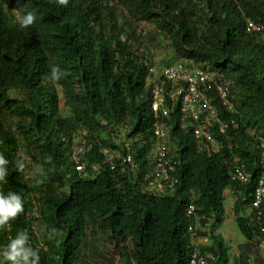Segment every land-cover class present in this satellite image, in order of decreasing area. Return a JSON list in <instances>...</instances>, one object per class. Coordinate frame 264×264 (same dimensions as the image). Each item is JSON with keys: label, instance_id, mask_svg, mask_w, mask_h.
<instances>
[{"label": "trees", "instance_id": "obj_1", "mask_svg": "<svg viewBox=\"0 0 264 264\" xmlns=\"http://www.w3.org/2000/svg\"><path fill=\"white\" fill-rule=\"evenodd\" d=\"M117 1L68 0L63 6L57 0H0V153L9 161L0 191L19 194L24 206L10 229L0 228V250L27 230L39 264H81L95 225L120 252L122 264H190L195 247L186 210L193 202V222L201 237L212 240L203 252L215 255L217 264H231L229 244L218 229L233 187L228 168L235 161L253 175L237 196V223L248 241L264 242L252 215L242 214L260 173L256 137L264 136V31L249 33L246 23L264 25V0ZM28 12L35 22L21 28L17 15ZM131 19L153 24L169 39L167 64L194 63L234 82L236 111L217 104L237 126L216 135L218 152L195 138L193 126L174 107L167 123L178 181L165 193L145 180L155 156L149 85L154 64L132 37ZM53 67L58 81L51 79ZM124 127L125 141L112 138ZM78 133L91 145L89 168L100 166L88 177L70 160ZM128 142L134 164L118 157L111 169L106 152L123 154ZM239 263L245 264L243 258ZM0 264L11 262L0 256Z\"/></svg>", "mask_w": 264, "mask_h": 264}, {"label": "clouds", "instance_id": "obj_2", "mask_svg": "<svg viewBox=\"0 0 264 264\" xmlns=\"http://www.w3.org/2000/svg\"><path fill=\"white\" fill-rule=\"evenodd\" d=\"M57 2L60 5L67 6L68 0H57ZM17 22L19 23L21 28H27L30 25H33L35 22V15L32 12H28L26 15L20 16L17 15ZM253 22L259 26L262 27L261 30H249V24ZM246 30L249 33L259 32L262 33L264 31V25L261 23H258L254 20H248L246 23ZM155 65V64H154ZM152 66L150 73V82L149 85L152 88V102L151 107L152 111L154 113L155 121H154V166H152L145 175V180L148 184V187L151 189H155L157 191H160L161 193H165V191L171 186L169 183L164 184L163 188H159L161 181H156L155 185L150 184V180L148 179V175L153 174L156 171V162L158 157V151L157 147L159 144H164L167 146L169 150V157L170 160L173 162L175 167L177 166V162H175L173 157V146L171 145L170 141V126L168 125L167 121L170 119L171 114L173 112V109L175 106H179L180 114L183 121H187L188 124L193 126V134L195 135V138L199 141L203 140L205 147H208V145H211L217 141L216 135H225L227 134L229 128L231 126L236 127L237 122L236 119L226 120L221 114L220 108L218 107L217 102L221 105L224 110H226L228 113H234L236 111L234 96L232 94V87L234 85L233 80L226 77L222 73L211 71L210 68H204L202 66L195 65L194 63H187V62H174L171 64H168L166 66H162L160 70L156 68V66ZM182 66L185 70L188 71V73L191 75L193 79V84H195V91H198L201 95L202 99H207L209 104L214 107L215 113L211 110H198L197 113L193 114L191 112H185L184 111V97L185 94L188 92V96H190L193 91L192 86L190 87V82L188 80H179L177 82L168 81L165 78L164 72L168 68L172 67H178ZM58 67L52 68L51 73V79L53 81H58L61 76L57 74ZM67 73H64L63 75H66ZM162 89L163 93L160 94L158 97V100L162 99L164 101L163 107L161 108L159 112L154 110V104L157 102L156 97V89ZM183 89L184 91L182 94L174 97L173 94L175 92H179V90ZM225 93V96H224ZM229 101L233 108L230 109L227 105H225V102ZM168 110L169 114L164 115L163 110ZM216 113L218 115V118L222 120V122L227 123L228 127L225 132H222L221 123H219L216 118ZM231 121H235V124H232ZM157 125H159L164 132V137L162 139H159L157 135ZM200 129L202 131V136L198 137L196 135V130ZM207 134H210L212 136V140H208ZM259 137L264 136H257V145L259 149ZM125 141V140H124ZM217 143V142H216ZM209 149V148H207ZM210 150V149H209ZM220 148L215 150L218 152ZM91 151V145L89 144V139L85 136V134H81L79 136H75L73 139V142L70 146L69 155L70 160L72 162L73 168L75 171L81 176V177H88L90 172H100V166L95 164L91 168H89L88 163V154ZM260 151V149H259ZM153 154V155H154ZM118 157L121 158V160L126 164H134L135 160V153L133 150V146L130 144V142L126 143L124 146V153L119 152H106L105 154V163H107L108 166L111 167V169H116V160ZM9 163V161L4 157L2 153H0V182L7 183L6 176H7V168L6 165ZM260 163V160H259ZM244 165L248 173L252 175V173L249 171L247 165L240 161H235L232 163L228 168V175L231 179L230 170L231 168L236 165ZM82 166V169H79V167ZM17 168L19 171H23L25 168V165L22 161H17ZM174 172L172 178L178 181L175 178ZM253 175L251 177V180L249 183H246L244 185H241L239 183H236L232 179L230 180L233 184V187L230 189V191L227 193V197L229 193H233L234 195L238 196L239 194L243 193V189H246L250 182L252 181ZM175 182V183H176ZM258 182V181H257ZM257 184L255 185L253 191L251 192L253 200L250 204L251 208V222L253 218V201H254V194ZM227 202V200H226ZM195 203H191L188 208ZM196 207V205H195ZM188 208L186 210V214L188 216ZM24 212V206H23V200L21 196L15 192L9 191L7 195H5L2 191H0V228H11L10 221H13L17 219L22 213ZM196 215L188 218L192 219V224L194 225L195 229V236L190 233V227H189V238L191 239L192 245L194 243H198L200 245V252L202 255L206 256L209 260H214V264H217V257L213 254L204 253L203 248L206 247L205 242L202 240L203 237L200 236L198 231V225L193 222L194 217H198L197 208H196ZM199 219V218H198ZM190 225V226H191ZM209 239V238H208ZM30 237L27 230H23L17 233L15 238L10 239V242L0 250V256L3 257L5 261L11 262V264H39L40 256L38 255V250L33 249L30 246ZM209 241V240H207ZM212 241V240H211ZM261 241V239H260ZM264 243V242H263ZM195 247V245H194ZM196 247L192 251V254L194 253ZM191 254V257H192ZM191 257H190V263H191Z\"/></svg>", "mask_w": 264, "mask_h": 264}, {"label": "rangeland", "instance_id": "obj_3", "mask_svg": "<svg viewBox=\"0 0 264 264\" xmlns=\"http://www.w3.org/2000/svg\"><path fill=\"white\" fill-rule=\"evenodd\" d=\"M115 4L119 2L115 0ZM122 22V20H121ZM133 26L132 37L138 38L142 46H140L144 56L153 60L154 66L158 70L162 66L168 65L166 62L170 61L172 58V49L170 46L169 39L153 24L136 21L131 19L128 21ZM174 63V62H172ZM171 64V63H170ZM60 96L62 98L63 104V92L59 87ZM123 130H116L113 133L112 138L118 142H123L125 140V131L127 129L124 127ZM83 133H78L79 136ZM210 150L215 151L219 148L217 143L208 145ZM33 175V173H32ZM237 196L232 192L229 193L226 202V215L224 223L219 227V234L223 235L230 247V253L232 256V263L236 264L243 258L245 264H264V243L260 239L254 241H248L247 238L241 232L239 225L236 220V209L235 203ZM242 211V214L250 216L251 208ZM90 234L88 236V241L85 244L83 251V262L81 264H122V257L120 252L115 248V245L111 244L107 238L101 232L97 231L95 225L90 226ZM210 237H203L202 240L205 245H210L212 243ZM209 240V241H207ZM131 242L127 243V246H131Z\"/></svg>", "mask_w": 264, "mask_h": 264}, {"label": "built area", "instance_id": "obj_4", "mask_svg": "<svg viewBox=\"0 0 264 264\" xmlns=\"http://www.w3.org/2000/svg\"><path fill=\"white\" fill-rule=\"evenodd\" d=\"M251 30H261L262 27L251 22L249 24V28ZM165 78L168 81L177 82L179 80H188L190 82V87L192 86L193 91H195L196 87L195 84H193V79L191 75L188 73L187 70H185L182 66L178 67H172L168 68L164 72ZM184 90L181 89L179 92H175L173 94L174 97L182 94ZM156 97L157 102L154 104V110L159 112L162 110L164 101L162 99L158 100V97L161 93H163L162 89L157 88L156 91ZM225 96V93H224ZM184 111L185 112H191L193 114L197 113L198 110H211L215 113V109L213 106L209 104L207 99L201 100V95L198 91H195L190 96H188V92L185 94L184 97ZM225 105H227L230 109L233 108V105L226 101ZM164 115H168V110H163ZM219 123H221L222 132H225L228 124L222 122L221 119L218 118V115L216 113L215 118ZM232 124H235V121H231ZM157 135L159 139H162L164 137V132L162 131L161 127L157 125ZM196 135L198 137L202 136V131L200 129L196 130ZM208 140H212V136L210 134H207ZM259 149H260V173L258 177L257 186L255 189L254 194V201H253V218L252 223L254 226L258 227L260 229V233L264 237V137H259ZM158 151V157L156 162V171L148 175V179L150 180L151 185H155L156 181H161L159 188H163L164 184H170L173 186L176 182L172 178L174 172L176 171V167L173 164V162L170 160L169 157V150L167 146L164 144H159L157 147ZM79 169H82V166L79 167ZM231 175V179L235 181L236 183H239L241 185H244L246 183H249L251 180L252 175L248 173L244 165L236 164L234 165L231 170L229 171ZM196 212V207L194 204H192L188 208V216L192 217ZM190 233H192L193 236H195V229L194 225L190 226ZM196 249L191 257V263L190 264H214V260H209L206 258V256L202 255L200 252V245L198 243H194Z\"/></svg>", "mask_w": 264, "mask_h": 264}]
</instances>
